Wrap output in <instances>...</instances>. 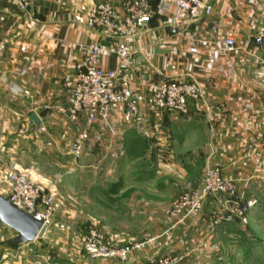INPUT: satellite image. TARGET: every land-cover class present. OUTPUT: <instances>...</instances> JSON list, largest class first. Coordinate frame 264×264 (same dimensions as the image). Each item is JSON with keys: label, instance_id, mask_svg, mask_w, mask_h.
Returning <instances> with one entry per match:
<instances>
[{"label": "crops", "instance_id": "1", "mask_svg": "<svg viewBox=\"0 0 264 264\" xmlns=\"http://www.w3.org/2000/svg\"><path fill=\"white\" fill-rule=\"evenodd\" d=\"M102 2L123 12L127 0H30L28 9L16 0H0V168L27 169L35 181L48 185L57 207L62 200L80 199L88 188V201L117 199L123 201L124 211L166 217L167 221L160 220L165 225L170 222L171 201L196 187L207 165L218 166L234 180L235 196L210 197L201 214L161 226L158 235L127 262H94L152 264L159 255L172 252L182 258V264H203L204 258L196 252L211 248L217 231L207 227L210 214L218 212L224 218L218 232H230L234 224L226 218L231 202L247 203L254 197L253 187L261 184L264 48L253 35L264 26V0H209L212 14L197 20L178 10L156 13L130 40L136 64L128 76L147 116V127L126 126L121 115L114 114L109 125L99 122L91 127L79 161L71 162L70 143L88 126L84 118L77 124L70 122L63 111L74 85L73 78H66L83 56L81 45L110 42L98 29L86 26L90 8ZM228 33L236 39L232 51L223 48ZM103 65L116 68L115 57L105 59ZM155 80L196 81L203 95L191 100L188 114L179 118L169 112L149 113L146 85ZM11 83L31 95L12 96ZM33 113L38 122L31 120ZM41 125L46 131L38 133ZM89 152L95 158L110 153L113 159L88 164ZM128 154L131 160H125ZM49 165L55 170L66 168L70 174L90 166L100 175L73 178L70 181L78 188L67 191L63 185L69 179L63 173H46ZM204 233L206 242L200 238ZM58 248L66 246L62 243ZM77 255L75 251L66 261L61 259L64 263L56 258L50 261L78 264Z\"/></svg>", "mask_w": 264, "mask_h": 264}, {"label": "built area", "instance_id": "2", "mask_svg": "<svg viewBox=\"0 0 264 264\" xmlns=\"http://www.w3.org/2000/svg\"><path fill=\"white\" fill-rule=\"evenodd\" d=\"M21 8L28 9L30 0H16ZM127 0L125 10H118L110 2L93 5L86 20L88 28L98 29L106 42H94L81 45L83 56L75 66L73 75V90L69 99V106L64 109L67 119L72 123H79L84 118L88 130L79 132L70 143V152L80 155L83 145L90 138V129L102 122L110 124L114 114L119 113L126 126H137L144 130L147 116L142 109L139 97L132 87L128 72L136 64V50L130 40L137 36L151 22L156 13H170L173 10L185 12L190 20L208 17L213 12V5L209 0ZM177 17L179 14H175ZM254 42L264 48V26L253 35ZM236 39L228 33L223 48L226 51L236 49ZM115 57L116 68L111 69L103 65L107 58ZM9 91L12 96L31 95L29 90L11 83ZM203 90L196 81L162 80L150 81L146 85L145 110L149 113L169 112L175 118L187 115L189 102L202 97ZM264 128V121H263ZM46 131L41 125L38 133ZM262 148L264 151V133ZM10 200L26 211H37V216L50 222L55 210L54 197L44 194L43 188L33 182L25 168H16L7 178ZM236 195V184L233 179L222 173L218 166L208 165L200 180L199 186L184 195L174 203L173 216L178 220H185L191 215L201 213L206 201L215 195ZM256 201H248L244 205L231 202L228 207L232 213L229 219L238 217L242 222L248 220V212ZM217 216L208 224L213 229L215 224L222 221ZM81 244L88 255L87 264H94L98 259H115L126 261L138 245L131 248L114 243L103 232L92 229L82 237ZM157 264H182L179 256H165L158 259Z\"/></svg>", "mask_w": 264, "mask_h": 264}, {"label": "rangeland", "instance_id": "3", "mask_svg": "<svg viewBox=\"0 0 264 264\" xmlns=\"http://www.w3.org/2000/svg\"><path fill=\"white\" fill-rule=\"evenodd\" d=\"M94 155V152L91 154L90 152L88 153V164L91 163V161L100 160L102 158L103 160L113 159L110 153H99L96 158L93 157ZM130 155L132 154L125 155V160H131L132 158H130ZM80 157L81 154L78 156L71 155L69 159L71 162L73 159L74 162H77ZM1 164L3 163L1 162L0 165ZM89 167L90 166H88V169H78V171L74 172L76 173L74 175V173H66V168L59 167L61 170H55L54 167L49 165L48 169H46V173L50 175L54 172L65 174L69 181L66 183V186L63 185V187L65 190L69 191L72 188H78V186L73 185V182L70 181L73 178L75 179L83 176L85 180H89L100 175V170H98V173H94ZM15 169L16 168L10 170L9 168V170H3L0 168V189L2 190L1 194L4 196L9 197L7 178ZM27 173L33 182L43 188L44 194L52 195L47 189L49 188L48 185L44 186L35 181L28 171ZM259 177L261 184H257L253 187L252 194L254 197L250 201H256V203L248 212V220L242 222L238 217H234V219L236 218L234 222L233 218L229 219L232 213L228 210L230 215L228 214L226 219L233 222V229H231L230 232H218V228L221 225L220 223L215 224L214 228L217 227V231L211 248L196 252L197 256L204 258L203 264H264V168H262V173ZM200 180L196 187L181 193L171 201L168 214V220H170V222L168 221L165 225H163L160 220L167 221L166 217H150L142 214L140 215L138 212L133 214L131 211H124L123 201L117 199L88 201V188L80 193V199L70 198L62 200L58 202V207L55 197L52 195L54 197L55 210L51 216L50 222L44 225V228L35 241L18 246L10 245L8 241L15 238L17 232L0 222V264H51V258H56L57 261L64 263L62 260L66 261L68 255L71 256L72 253L75 254V251L78 254L77 256L79 258L81 257L80 263L78 264H87V262H89L88 255L81 244V240L82 237L89 234L92 229L103 232L107 237L113 240L114 243L126 246L127 248L138 245L139 248L134 249L130 254L131 256L133 252L144 248L146 243L151 241L154 235H158L157 233L159 232L157 229L161 226H166L170 223L171 225L179 224L186 221L189 217L194 216L191 215L183 221L178 220L173 216L174 203L181 195L195 190L199 186ZM72 197L74 198L75 196L73 195ZM235 202L240 205L246 204V202L242 200H235ZM217 216H221V214L218 212L210 214L207 227ZM54 224L58 226L53 229ZM209 229L212 230L211 228ZM153 232L156 234H153ZM205 233L201 235V239L204 238L203 236H205ZM121 236L126 237V239L120 240L117 238ZM205 239L203 240L206 242ZM62 243H64L66 248L59 249L58 246ZM73 256L75 255H72V257ZM130 256L124 262H127ZM165 256L179 255L172 252H165L159 255L152 264H157L158 259ZM98 260L123 262L115 259Z\"/></svg>", "mask_w": 264, "mask_h": 264}, {"label": "water", "instance_id": "4", "mask_svg": "<svg viewBox=\"0 0 264 264\" xmlns=\"http://www.w3.org/2000/svg\"><path fill=\"white\" fill-rule=\"evenodd\" d=\"M38 122L37 114L30 116ZM0 222L17 232V236L8 243L12 246L35 241L45 225V220L37 216V211H26L14 204L8 196L0 193Z\"/></svg>", "mask_w": 264, "mask_h": 264}, {"label": "trees", "instance_id": "5", "mask_svg": "<svg viewBox=\"0 0 264 264\" xmlns=\"http://www.w3.org/2000/svg\"><path fill=\"white\" fill-rule=\"evenodd\" d=\"M234 219V218H233ZM235 220H236V218H235Z\"/></svg>", "mask_w": 264, "mask_h": 264}]
</instances>
